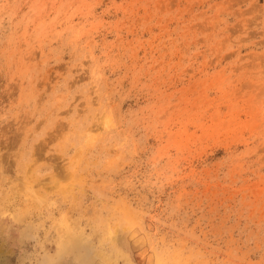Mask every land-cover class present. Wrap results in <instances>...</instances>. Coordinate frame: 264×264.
I'll use <instances>...</instances> for the list:
<instances>
[{"label": "rangeland", "instance_id": "1", "mask_svg": "<svg viewBox=\"0 0 264 264\" xmlns=\"http://www.w3.org/2000/svg\"><path fill=\"white\" fill-rule=\"evenodd\" d=\"M0 264H264V0H0Z\"/></svg>", "mask_w": 264, "mask_h": 264}]
</instances>
